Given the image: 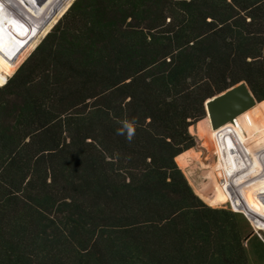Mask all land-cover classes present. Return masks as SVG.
I'll return each mask as SVG.
<instances>
[{"label":"trees","instance_id":"obj_1","mask_svg":"<svg viewBox=\"0 0 264 264\" xmlns=\"http://www.w3.org/2000/svg\"><path fill=\"white\" fill-rule=\"evenodd\" d=\"M243 81L264 101V0H76L0 85V264H264L248 219L177 161L206 101ZM263 115L244 139L210 125L230 182L264 178L248 139Z\"/></svg>","mask_w":264,"mask_h":264},{"label":"rangeland","instance_id":"obj_2","mask_svg":"<svg viewBox=\"0 0 264 264\" xmlns=\"http://www.w3.org/2000/svg\"><path fill=\"white\" fill-rule=\"evenodd\" d=\"M75 1L76 0L72 1L69 8ZM3 5H5L4 1L1 0L0 6L2 7ZM3 11H0V13H2L0 14V25L2 23H9L7 25L13 27L16 20H19L21 17V19H26L28 16V12H23L22 9L15 13L13 11H11V13ZM63 15L56 21L49 32L52 31ZM19 28L20 27L16 28L14 26V30L11 34L9 33L5 39L0 42V85H3L6 78L12 76L19 69L49 33L48 32L41 38L37 46H33L26 42ZM3 32L4 31H2L0 27V39L4 37ZM263 104L264 101L258 102L254 107L249 109L250 111L248 113L237 116L235 121H230L225 125H231L235 132L244 139L240 128V120L260 110ZM210 125L207 123L206 117L192 126L191 131L197 139V145L178 157V164L183 170L194 192L207 205L213 208H224L242 213L253 227L251 236L257 234L264 240V178L262 174H257L255 172L249 174L246 181L241 182V184H238L237 180L230 182L231 175L225 160L224 152L222 151L221 142L213 131L215 140L214 149L211 135L212 125L211 128ZM228 135L230 136L231 146H229L227 153L235 155V160L237 162L241 163L244 160H248L245 151L234 137L233 133H229ZM248 139L252 143L253 150L257 154L256 162L260 167L264 166V129L248 137ZM254 169H256V163ZM238 189H241V192H239Z\"/></svg>","mask_w":264,"mask_h":264},{"label":"bare ground","instance_id":"obj_3","mask_svg":"<svg viewBox=\"0 0 264 264\" xmlns=\"http://www.w3.org/2000/svg\"><path fill=\"white\" fill-rule=\"evenodd\" d=\"M2 1H4L5 5H3L2 7L0 6V11H3L4 9L3 12L6 11L11 13V11H13L15 13L18 10L22 9L23 12H28L27 18L21 19L22 18L21 17L19 20H16L13 27L14 26L16 28L20 27L19 30L22 33V36L26 40V42L33 46H37L41 38H43L49 32V30L56 23V21L67 11L73 0H2ZM7 24L2 23L0 25L2 31H4L3 32L4 37L0 39V42L3 41L5 37L9 33L11 34V32L14 30L12 26H9ZM249 111L250 110L244 112L241 115H244ZM212 130L214 129L212 128ZM251 158L254 161V163H256V159H257L256 154H255V159L253 157Z\"/></svg>","mask_w":264,"mask_h":264},{"label":"water","instance_id":"obj_4","mask_svg":"<svg viewBox=\"0 0 264 264\" xmlns=\"http://www.w3.org/2000/svg\"><path fill=\"white\" fill-rule=\"evenodd\" d=\"M8 76L3 85H5ZM258 103L248 84L243 81L206 101L207 116L213 129H218ZM251 236V235H250ZM249 236V237H250ZM248 237V238H249Z\"/></svg>","mask_w":264,"mask_h":264},{"label":"clouds","instance_id":"obj_5","mask_svg":"<svg viewBox=\"0 0 264 264\" xmlns=\"http://www.w3.org/2000/svg\"><path fill=\"white\" fill-rule=\"evenodd\" d=\"M121 127L117 129L118 135H126V139L130 142L134 138L135 134V121L123 120L120 121Z\"/></svg>","mask_w":264,"mask_h":264}]
</instances>
